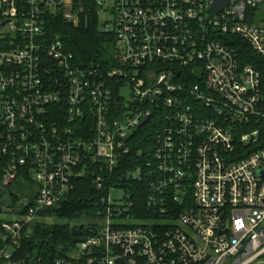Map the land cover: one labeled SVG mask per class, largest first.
Returning <instances> with one entry per match:
<instances>
[{
    "label": "built area",
    "instance_id": "1",
    "mask_svg": "<svg viewBox=\"0 0 264 264\" xmlns=\"http://www.w3.org/2000/svg\"><path fill=\"white\" fill-rule=\"evenodd\" d=\"M216 1L226 5L213 15ZM263 10L264 0H0V178L32 184L0 207V264H44L24 242L92 172L95 218L54 264H264V69L249 56L264 61ZM93 15L114 40L105 73L79 68L48 35L51 19ZM140 130L152 147L132 174L148 185L150 218L119 187Z\"/></svg>",
    "mask_w": 264,
    "mask_h": 264
},
{
    "label": "trees",
    "instance_id": "2",
    "mask_svg": "<svg viewBox=\"0 0 264 264\" xmlns=\"http://www.w3.org/2000/svg\"><path fill=\"white\" fill-rule=\"evenodd\" d=\"M47 28L49 37L61 39L65 50L72 54L75 65L79 68L91 66L93 69L105 73V70L112 67L113 37L101 31L94 15L88 16L87 20L81 18L78 26L64 22L60 17H57L49 21ZM249 56L256 61L254 66L256 65L260 70L264 69L263 59L250 52ZM149 138H152V131L149 130H140L131 137L129 141L131 152L128 156L130 163L120 169L118 173L120 177L122 175L119 182L123 183L119 187L129 191L133 198L134 209L132 212L140 213L138 216L145 218H150L151 214L146 206L149 188L145 180H135L132 173L136 171L134 165L142 162L141 159H137V151L152 147V140ZM92 173L78 176L73 181L74 190L67 199L60 205L47 210L43 214V222L32 227L31 235L24 242V250L31 256L40 258L44 264H54L57 260L68 258L75 246L70 235L71 227L76 225L81 228L91 223L95 218L94 212L100 192L94 183L96 175ZM31 188L32 184L28 179L16 180L9 187L0 184V197L3 199L0 202V207H16L20 200L19 195H23L27 190L30 191ZM47 220H53V222L49 223Z\"/></svg>",
    "mask_w": 264,
    "mask_h": 264
},
{
    "label": "water",
    "instance_id": "3",
    "mask_svg": "<svg viewBox=\"0 0 264 264\" xmlns=\"http://www.w3.org/2000/svg\"><path fill=\"white\" fill-rule=\"evenodd\" d=\"M225 5H226L225 1L214 2L213 10H212L213 15H216L218 12H220L225 7ZM263 19H264V10L257 15L255 24H258ZM70 235L72 236L74 243H80L82 241V239L79 237L80 231L78 226L75 225L71 227ZM116 264H123V260L122 259L116 260ZM140 264H142L141 261Z\"/></svg>",
    "mask_w": 264,
    "mask_h": 264
},
{
    "label": "rangeland",
    "instance_id": "4",
    "mask_svg": "<svg viewBox=\"0 0 264 264\" xmlns=\"http://www.w3.org/2000/svg\"><path fill=\"white\" fill-rule=\"evenodd\" d=\"M102 17L103 16H100V18L102 19ZM104 18H106V19H111V17L110 16H104ZM76 26H78V24H75ZM121 94H122V96L125 98V99H129L130 98V89H122L121 90ZM8 183V182H7ZM0 184L2 185V186H7L8 184H6L5 182H4V179H1L0 178ZM12 185V184H11ZM11 185H9V186H11ZM9 186H7V187H9ZM1 201H3V199H1V197H0V202ZM47 222H49V223H52L53 222V220H47Z\"/></svg>",
    "mask_w": 264,
    "mask_h": 264
}]
</instances>
